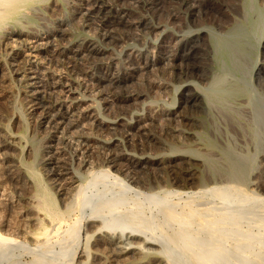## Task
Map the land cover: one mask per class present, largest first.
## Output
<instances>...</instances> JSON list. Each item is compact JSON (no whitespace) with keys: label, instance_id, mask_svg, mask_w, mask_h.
Wrapping results in <instances>:
<instances>
[{"label":"rangeland","instance_id":"374dc122","mask_svg":"<svg viewBox=\"0 0 264 264\" xmlns=\"http://www.w3.org/2000/svg\"><path fill=\"white\" fill-rule=\"evenodd\" d=\"M88 1L46 0L35 3L33 7L23 10L17 17L20 23L6 24L7 26L0 28V228L20 241L19 243L0 242V264H67L71 258L79 259L77 260L79 264H157L159 259L166 261L167 254L170 256L172 254L170 261L173 264H264V200H260L264 199V163L262 164L264 148L263 154L262 150H259L257 156L253 155V163L244 175L243 184L239 183V177H237L239 174H234L236 179L231 178L228 169L226 170L229 161L234 160L239 163V153H243L240 150L242 143L239 141V121H237L239 116L236 124L223 114L221 115L215 108L211 109L215 110L214 112L207 110L200 113L195 111L197 109L191 104V107L184 106L181 102L182 93L198 92L196 85L193 83L191 85V82L181 83V79H175V75L180 73V67L170 68L166 61L156 62L155 60L161 55H167L168 50L175 49L183 36L196 39V42L202 46V51L220 42L242 48L243 54L251 59L248 71L251 72L248 73V77L252 73V84L261 95L257 96L256 100L264 107V97H262L264 89L262 78H259L258 74L259 69L264 66V27H262L264 0H215L212 3L217 5L214 6L219 8L220 12L212 16L199 12L194 16H188L176 12L171 4H168L167 8H164L166 11L162 14L163 16L157 15V18L153 12H144L134 6V0H127L128 3L125 2L124 5L119 6L112 3L111 10L121 12L120 16L123 19L137 22L143 18L148 23L155 24V28L146 34L140 28L133 27L132 31L135 35L144 37L145 45H138L129 40H119L123 32L116 29L112 31L118 39L108 41L102 38L101 30L96 23L84 22L83 18L78 17L77 11H84ZM233 10L239 11V19L246 22L248 29L234 26L237 16ZM171 13H177L176 18L171 19ZM58 14L67 16L68 20L61 24L55 22ZM247 15H252L253 21L248 20ZM224 21L228 23L225 25ZM54 29H61L66 34L65 37L58 35L59 33L54 32ZM13 30L35 32L40 35L44 31H49L57 37L52 36L47 39L46 34L45 36L42 34L43 39L35 38L33 34L14 36L11 34ZM213 32H222L223 36L216 37ZM81 44L98 47L103 52L97 55L91 54L94 55V59L106 65L111 64L118 72L119 70L127 72L131 75L126 83L130 89L137 88L142 92L141 94H145L128 102L123 109L108 102L109 82L84 73L87 70L84 65H91H87L90 56H87L88 53L69 60L60 58L56 54L57 49L71 48ZM167 44L169 48L165 47ZM35 45H38L40 49L33 48ZM140 54L145 56L140 66L142 69L139 68L140 70L132 73L123 61L129 55ZM77 62L85 71H72V65ZM147 62H151V65L150 63L147 65ZM200 68L201 64L198 69ZM94 73L102 76L101 73L95 71ZM30 77L33 79H29ZM103 78L106 77L103 76ZM34 82H38L37 85L30 86V83ZM55 82L57 85L54 84ZM247 85L249 86L248 83ZM54 86L56 88H53ZM36 92L38 93L35 94ZM41 96L43 100H40ZM48 101H59L61 106H64H58L54 111L49 110L46 109ZM170 103L173 106L170 107ZM232 107L237 109L239 115V106ZM165 109H170L169 112L173 115L171 120H167L168 122L161 121L158 113ZM193 111L198 114L195 115ZM58 113L62 115L59 117L62 123L55 133L48 126L52 116ZM148 114L155 117V120L149 122L147 118L144 119L148 124L140 127L142 129L138 133L135 130L131 131L137 135L134 133L135 135L128 136L124 131L127 130L128 125L141 116H149ZM199 114L206 117L208 123L206 129L200 124L196 126L199 123L196 120ZM225 117L229 121H226ZM230 121L232 125H235L236 130H232L234 127L231 126ZM164 123L167 126H164ZM189 125H191L190 128ZM182 128L184 131L181 130ZM81 135L91 136V138L87 140L79 138L89 144L87 148L79 152L74 142L77 141V136ZM151 135H154L155 139ZM103 141L110 142L107 147L108 155L115 157L117 167H109L108 163H105L107 152L105 153L106 147ZM141 154L159 157V159L161 157V159L158 163L155 160H149L150 162H147L144 168L139 167L133 170L129 160L131 158L134 160L133 157ZM85 156L95 160L93 161L96 166L95 171L108 169L109 175L107 177L100 175L99 179H96L98 182L92 185L93 189L89 188L90 192L88 190L90 193L88 195L95 193L91 204L86 205L84 200L80 207L75 206L74 203L71 205L74 201L72 197L76 186L80 182L75 184L71 182L74 180V175L79 172L83 174L81 179L83 184L90 181L91 174L85 170L87 167L84 169L79 165L81 158ZM98 159L101 161L98 162ZM134 175L135 180L130 177ZM189 176L192 179H188ZM117 178L119 181L116 180ZM37 182L42 186L45 185V188L49 190L59 209L65 213V221L60 225L57 222L48 224L49 228L51 227L48 230V236L41 237L35 242L29 237L30 231L36 228L33 219L36 216L43 218V214L37 209L36 190L39 184ZM199 182H203L207 188L214 185L218 188V185H221L222 189L219 187L220 190L217 192H208L205 189L207 194L202 192L190 195V192L195 191L190 186ZM180 183L187 184L188 187L181 189L178 186ZM150 186L154 188L151 191L147 188ZM161 186L164 188L162 189ZM131 188H135L138 192L140 190V195L154 192L163 195L167 190L172 192L170 196L168 195L169 203L170 200L172 203L169 205L167 202L160 207V203L153 202V204L152 201L145 200L143 195L139 196V193ZM93 211L104 214L106 223L112 227V230L104 229L98 235L100 237L91 236L86 241L84 228ZM77 217L82 218V221L76 225L74 222ZM74 228L75 233H70ZM130 235L133 237L131 242L135 238V242H140L139 248H134L133 251L122 253L116 246L114 248L117 251L113 247L111 249L109 245L95 242L97 239H103L101 241L105 242L125 240ZM150 239L152 242L153 239L156 242V239L160 241L157 243L154 241L155 245L143 246L142 242L151 241ZM85 245L88 256L80 257ZM65 246L66 254L59 255L60 252L63 253ZM135 246L137 245L133 247ZM96 247L103 250L104 258L93 256V250ZM151 247L152 249L149 250L148 248ZM109 253L112 256L109 257Z\"/></svg>","mask_w":264,"mask_h":264},{"label":"bare ground","instance_id":"6f19581e","mask_svg":"<svg viewBox=\"0 0 264 264\" xmlns=\"http://www.w3.org/2000/svg\"><path fill=\"white\" fill-rule=\"evenodd\" d=\"M43 1L46 0H0V28L3 26H5L6 24H15V22L20 23L17 20V17L20 15V13L25 10L28 9L29 7H31L33 4L35 3H41ZM129 1V0H128ZM131 1V0H130ZM212 1L214 2L215 0H134L133 1V5L136 6L138 9L144 11V12H153L154 14H156V18L158 17L157 15H162L163 13H165L164 11H166L165 9L167 8L166 6H168V4H171L172 9L176 10V12H180L183 14H186L188 16H194L195 13H200L203 15H215L216 13L220 12L217 9V5L213 4ZM125 2H127V0H108V2H106V0H89L87 3V7L84 8V11H77L78 17L79 18H83L84 22H90V23H96V25L99 26L101 32V37L104 39H107L108 41L111 40H116L118 38H116L115 34L113 33L112 29H116V30H120L122 34V38H119V40L121 39L122 41H134L136 42L138 45H145V39L144 37L135 35L133 33V27H138L140 28V30L143 33H150L151 30H153L155 28V24L154 23H148L147 21H145L143 18L139 19L137 22H130L127 19H123L120 16L121 12H115L113 10H111V4H117L119 5H124ZM110 3V4H109ZM128 3V2H127ZM126 3V5H127ZM131 3V2H130ZM60 4V3H59ZM47 5V4H45ZM57 5V4H56ZM130 5V4H129ZM216 5V6H214ZM43 6V5H42ZM54 6V5H53ZM111 6V7H110ZM33 7V6H32ZM82 7V6H81ZM133 7V6H132ZM56 8V6H55ZM58 8V7H57ZM78 8V7H77ZM76 8V9H77ZM135 8V7H134ZM165 8V9H164ZM32 9V8H31ZM34 9V8H33ZM46 9V6H45ZM232 9V8H231ZM39 10V9H38ZM79 10V9H78ZM236 10V9H235ZM235 10L234 13H236V22L234 26H242L244 29H248V26L246 25V22L244 20L240 21L241 19H239V11L236 12ZM28 11V10H27ZM31 11V10H30ZM40 11V10H39ZM56 11V10H55ZM134 11V10H133ZM132 11V12H133ZM29 12V11H28ZM26 12V13H28ZM37 12V11H36ZM57 12V11H56ZM55 12V13H56ZM125 12V11H124ZM123 12V13H124ZM162 12V13H161ZM122 13V14H123ZM38 14V13H37ZM145 14V13H144ZM176 14L177 13H171V19L176 18ZM251 14V13H250ZM36 15V13H35ZM41 15V14H39ZM37 15V16H39ZM59 16L56 18L57 23L61 24L66 22V20H68V17H64V15L62 16V14H58ZM75 15V14H74ZM36 16V17H37ZM50 16V15H49ZM123 16V15H122ZM163 16V15H162ZM54 17V15H53ZM229 17V16H228ZM227 17V18H228ZM76 18V17H74ZM138 18V17H137ZM217 18V17H216ZM226 18V17H225ZM45 19V18H44ZM224 18H222L223 20ZM247 19L253 21L252 15L249 16L247 15ZM81 20V19H80ZM48 22V20H46ZM159 21H163L160 20ZM158 21V22H159ZM216 21V20H215ZM221 21V19H220ZM226 21V20H225ZM224 21V23H225ZM23 22V21H22ZM219 22V21H218ZM217 22V25H218ZM223 23V21H221ZM220 22V23H221ZM28 23V22H27ZM216 23V22H215ZM221 23V24H222ZM228 23V22H226ZM225 23V25H226ZM253 23V22H252ZM85 24V23H84ZM88 24V23H87ZM158 25V24H157ZM220 25V24H219ZM258 25V24H257ZM7 26V25H6ZM12 26V25H11ZM22 26V25H21ZM25 27V26H24ZM30 27V26H29ZM184 27V26H183ZM189 27V26H188ZM223 27V26H222ZM250 27V26H249ZM262 27H264V25H262ZM261 27V28H262ZM34 28V27H33ZM61 28V27H60ZM214 28V27H213ZM217 28V27H216ZM221 28V27H220ZM32 29V28H31ZM53 30V29H52ZM221 30H224V28ZM264 30V29H263ZM262 30V31H263ZM52 32V31H51ZM54 32H58L60 36H64L65 37V33L61 30V29H54ZM64 33V35H63ZM226 33V32H225ZM239 33V31H238ZM250 33V32H249ZM11 34H13L14 36H22L24 34H33L35 36V38H40L43 39L42 36L46 34V38H51L52 36H56L57 35H52L49 31H44L41 35L38 33H31V32H24V30H13L11 31ZM213 34H215L216 37H221L222 32H213ZM4 35V34H3ZM2 36V35H1ZM8 36V35H7ZM33 37V36H32ZM100 37V38H101ZM5 38V37H4ZM61 38V37H59ZM39 40V39H38ZM180 41L176 44V48L172 49V50H168L167 55L163 56H159L157 57L155 60L156 62H163L162 60L166 61L168 65H170V68H177L180 67V73L178 75H175V79H181V83H185V82H191L195 84L194 86L197 87V91L198 92H186L188 94H183L182 93V98H181V102L184 106H189L190 104L192 105V107H195L197 110V112L200 113H204L205 111L209 110V111H215V110H211L212 108H215L217 110H219V112L221 113V115L223 114L224 116H226L228 119H231V121H234L237 124V121H239V141L242 143V145H240L242 147L241 152H243L242 154L239 153V163L231 160L229 161L230 163L228 164V168H226V170L228 169L229 172V176L231 178H237L239 177V183H244L245 180H243L245 177V173L246 171H248L249 166L252 165V160H253V155H256L257 152L259 150H262V154H263V148H264V107L261 106L259 104V102L256 100L257 96L260 95L259 91L253 86L252 84V80H251V75L250 77H248V72L250 65H251V59L248 58V55L246 56V54H243V49L242 48H236V47H232L231 44H225L220 42L219 44H216L215 46H210L209 49L206 48L203 51L201 50V45H199L196 42V39L193 40L187 36H183L181 39H179ZM49 41V40H48ZM172 41V39H171ZM177 41V40H175ZM74 42V41H73ZM174 42V41H173ZM171 44V43H170ZM74 45V44H73ZM169 44H167V46H165L166 48H169L170 46H168ZM70 46V45H69ZM161 46V45H160ZM205 46V45H204ZM203 46V47H204ZM149 47V46H148ZM164 47V46H163ZM206 47V46H205ZM33 48L35 49H40L38 48V45H35ZM160 48V47H159ZM215 51V52H214ZM100 49L96 46H93L91 44H81V45H76L74 47L71 48H64V49H57L56 50V54L60 56V58H68L69 59H75L77 56L82 55L83 53H88L87 56H89V61L88 60V64H91L89 66H85L86 72L84 73H88L90 74V76L94 77V78H99L102 81H108L110 84V88H109V92H108V102H110L111 104H114L115 107H122L121 109H123V107H125L127 105L128 102H130L131 100H135L138 98V96H142L144 94H141L142 92H140L139 90L136 89H130V87L126 84L128 78L131 75H128L127 72H125L124 70H119L116 71L111 64L110 65H106L100 61H97L96 59H94L95 57H93L94 55L91 54H101ZM144 55L140 54L137 56H133V55H129L127 56V58L124 59L123 63L124 65L127 66V68L132 70L133 72H137L138 70L142 69L140 66L142 64V61L144 59ZM97 58V57H96ZM147 58V57H146ZM63 59H61V61H64ZM100 59V58H98ZM60 60V59H58ZM150 63V64H149ZM254 63V62H253ZM68 64V63H67ZM151 65V62H147V65ZM201 64V68L198 69L199 65ZM264 64V63H263ZM113 65V64H112ZM82 65L79 64L78 62L72 65V71L78 72V71H85L82 67ZM87 67V68H86ZM147 67V66H146ZM71 68V67H70ZM140 68V69H139ZM2 69V68H1ZM70 70V69H69ZM101 73L102 76H97L96 73ZM79 72V73H80ZM172 72V71H171ZM170 72V73H171ZM71 73V72H70ZM168 73V72H167ZM174 73V72H172ZM176 74V73H175ZM259 78H262V87L264 89V66L261 67V69H259ZM76 75V74H74ZM165 75V74H164ZM174 75V74H173ZM38 76V75H37ZM104 77H106L105 79L108 78V80H105ZM29 77V76H28ZM159 77V76H158ZM40 78V77H39ZM38 78V79H39ZM29 79H33L32 77H30ZM161 79V78H160ZM165 79V78H164ZM168 79V78H167ZM171 79V78H169ZM183 79V80H182ZM43 80V79H42ZM41 80V81H42ZM166 80V79H165ZM60 81V80H59ZM161 81V80H160ZM179 81V80H178ZM73 82V81H72ZM165 82V81H164ZM169 82V81H168ZM38 82H34L33 84L30 83V86L35 87L37 85ZM41 83V82H40ZM39 83V84H40ZM247 83L249 84V86L247 85ZM55 85H57V83H54ZM64 84V83H63ZM178 84V82H177ZM187 84V83H186ZM185 84V85H186ZM61 85V84H60ZM66 85V83H65ZM71 85V84H70ZM161 85V84H160ZM163 88H164V83H162ZM167 85V84H166ZM165 85V86H166ZM190 85V86H191ZM68 86V85H67ZM73 86V84H72ZM183 86V84H182ZM187 86V87H190ZM58 87V86H57ZM144 87V86H143ZM171 87V86H170ZM53 88H56L55 86ZM65 88V87H64ZM74 88V87H72ZM180 88V87H179ZM192 89V88H191ZM166 90V89H165ZM189 90V89H188ZM193 90V89H192ZM196 90V89H195ZM68 91V90H67ZM175 91V90H174ZM186 91V90H185ZM177 92V91H176ZM38 92H36L35 94H37ZM181 94V93H180ZM179 94V95H180ZM261 96V95H260ZM264 97V96H262ZM175 98V97H174ZM180 98V97H179ZM40 100H43V96L40 97ZM176 100V99H175ZM179 100V99H178ZM165 101V100H164ZM48 105H46V109L49 110H56L58 106L63 107L64 105L61 106V102H57V101H48L47 102ZM177 104V103H176ZM76 105V104H75ZM78 105V104H77ZM167 105V103H166ZM170 107L172 105V103L169 104ZM190 105V107H191ZM233 105H237L239 106V115H238V111L235 107H232ZM162 106V105H161ZM173 106V105H172ZM182 106V107H184ZM156 107V106H155ZM163 108V107H162ZM79 109V108H78ZM156 109V108H154ZM153 109V110H154ZM160 109V108H159ZM185 109V108H184ZM187 109V108H186ZM190 109V108H189ZM173 110V109H172ZM152 111V109H151ZM169 111H171L170 109H165V110H161V112H158L159 115L161 116V121L165 122V121H169L171 120V116H173ZM192 111V110H190ZM173 112V111H172ZM175 112V111H174ZM179 112V111H178ZM177 112V113H178ZM151 113V112H150ZM154 113V112H153ZM183 113V112H182ZM191 113V112H190ZM192 113L195 114V112L193 111ZM216 113V112H215ZM64 114V113H63ZM152 114V113H151ZM156 114V112H155ZM198 114V113H196ZM195 114V115H196ZM217 114V113H216ZM149 115V114H148ZM153 115V114H152ZM193 115V114H192ZM61 113H58L57 115H53L51 122L49 124V128L50 130H52L53 132H57L59 130V125L62 123L59 119V117H61ZM158 116V115H157ZM177 116V115H176ZM182 117V115H180ZM184 116V115H183ZM187 116V115H186ZM184 116V117H186ZM191 116V115H190ZM219 116V115H218ZM239 116V120H237V117ZM84 117V116H83ZM180 117V118H181ZM225 117V118H226ZM82 118V117H81ZM148 119V121H152L155 120V117L153 116H145V117H140L137 118L136 121L134 123H130L128 125V128H126L127 130H124L127 135H135L136 131L137 133L139 132L140 127H145L148 123H145L146 121H144V119ZM173 118V117H172ZM179 118V116H178ZM183 118V117H182ZM226 118V119H227ZM174 119V118H173ZM172 119V122H174V120ZM219 119V118H218ZM220 119L224 120L223 117ZM219 119V120H220ZM226 121H229V120ZM159 120V119H158ZM188 120V119H187ZM196 120L199 122L196 126H200L204 129H206L207 127V121H206V117L204 115H198L196 117ZM221 120V121H222ZM237 120V121H236ZM122 121V120H121ZM160 121V120H159ZM167 121V122H168ZM176 121V120H175ZM183 121V120H182ZM196 121V122H197ZM210 122V120H208ZM230 121V123H231ZM74 122V121H73ZM192 122V121H191ZM194 122V121H193ZM225 122V121H224ZM103 123V122H102ZM184 123V122H183ZM186 123H188V121H186ZM228 123V122H226ZM106 124V123H105ZM170 124V123H169ZM211 124V123H210ZM102 125V124H101ZM164 126L166 125L165 123L163 124ZM126 126V125H125ZM167 126V125H166ZM184 126V125H183ZM187 126V125H186ZM191 125H189L190 128ZM228 126H230L228 124ZM231 126H233L234 128H232ZM231 128L234 131L235 125H232L231 123ZM98 127V126H97ZM193 127V126H192ZM125 128V127H124ZM177 128V127H175ZM187 128V129H189ZM197 128V127H196ZM210 128V127H209ZM162 129V127H161ZM135 130V134L131 133V131ZM156 130V128H155ZM160 130V129H159ZM183 130V128L181 129ZM193 130V128H192ZM202 130V129H201ZM209 130V129H208ZM180 132V130H178ZM177 131V132H178ZM184 131V130H183ZM191 131V130H190ZM232 131V132H233ZM238 131V130H237ZM124 132V133H125ZM164 132V131H162ZM172 132V130H171ZM176 132V131H175ZM202 132V131H200ZM182 133V132H181ZM188 133V132H187ZM198 134V132H196ZM205 133V132H204ZM63 134V133H62ZM174 134V133H173ZM183 134V133H182ZM196 134V135H197ZM202 134V133H201ZM236 134H238L236 132ZM137 135V134H136ZM143 135V134H142ZM171 135V134H170ZM188 135V134H187ZM191 135V134H190ZM189 135V136H190ZM212 135V134H211ZM157 136H159L157 134ZM156 136V137H157ZM168 136V134H167ZM184 136V135H183ZM151 137H153V139H155L154 135H151ZM160 137V136H159ZM165 137V136H164ZM188 137V136H187ZM77 141H75V145L79 148V152L83 149V148H87L88 147V143L87 141H81L79 138H85L86 140L91 138V136L86 137V135H81V136H77ZM94 139V138H93ZM167 139V138H166ZM170 139V138H169ZM150 140V139H149ZM109 141V140H108ZM104 144V146L106 147L105 149V153L107 152V158L105 160V163H108L109 167H117V163H116V159L115 157L113 158L111 155L109 156V148L108 145L110 144V142L107 141H103L102 142ZM162 144V143H161ZM102 146V145H101ZM110 147V146H109ZM162 147V146H161ZM102 148V147H101ZM262 148V149H260ZM104 149V148H103ZM212 150V149H211ZM206 153V152H205ZM214 153V152H213ZM212 153V154H213ZM144 154V153H143ZM146 154V153H145ZM209 154V153H208ZM98 155V154H97ZM102 155V154H101ZM127 155V154H126ZM142 155V154H141ZM136 156L133 157L134 160H129L132 164L131 168H133V170L139 168V167H145V164L147 162H150L149 160H155L158 162H160L159 159V155L157 156L158 158H154V157H150L149 155L145 156ZM181 155V154H180ZM264 155V154H263ZM88 156V155H87ZM87 156L81 158L80 160V167L84 168L87 167L85 170L91 174V177L89 178L90 181L88 180V182H86L85 184H83V182H81L83 174L78 173L77 171V175H74V180H72L71 183L75 184L80 182L77 186H76V191L73 194V202L71 205L75 206H80L82 207V203L84 200L85 204H91V199H93L95 193L92 195H88L90 193H88L89 188L93 189L94 183H97L98 181H96V179L100 177V175L102 176H108L109 175V170L105 169L106 171H95V165L93 164V161L95 160H91L90 157L86 158ZM156 156V155H155ZM231 156V155H230ZM257 156V155H256ZM96 157V156H95ZM176 157V156H175ZM184 157V156H183ZM232 157V156H231ZM234 157V156H233ZM94 157H92L93 159ZM97 158V157H96ZM103 158V156H102ZM178 158V157H177ZM188 158V157H187ZM262 158V157H261ZM260 158V159H261ZM129 159V158H128ZM175 159V158H174ZM184 159V158H183ZM236 160V159H235ZM101 161V160H100ZM98 159V162H100ZM189 161V159H188ZM97 162V161H96ZM183 162V161H182ZM185 162V159H184ZM262 162V161H261ZM102 163V162H101ZM186 163V162H185ZM195 163V162H194ZM264 162H262L263 164ZM99 164V163H98ZM97 165V164H96ZM102 165V164H101ZM100 165V166H101ZM105 165V164H104ZM148 165V164H147ZM106 166V165H105ZM103 167V166H102ZM101 167V168H102ZM166 167V166H165ZM189 169V168H188ZM103 170V169H102ZM186 170V168H185ZM215 170V169H213ZM132 171V170H131ZM72 172V171H71ZM135 172V171H134ZM216 172V171H215ZM239 172V173H238ZM33 173V172H31ZM59 173V172H58ZM83 173V172H82ZM111 173V171H110ZM188 173V172H187ZM198 173V172H197ZM237 173V177H235ZM190 174V173H189ZM199 174V173H198ZM221 174V173H220ZM228 174V173H227ZM34 175V174H33ZM89 176V175H88ZM112 176V175H111ZM116 176V175H115ZM222 176V175H221ZM220 176V177H221ZM228 176V177H229ZM117 177V176H116ZM131 179L135 180V175L134 176H130ZM129 177V178H130ZM135 177V178H134ZM173 177V176H172ZM184 177V176H183ZM261 177V175H260ZM35 178V177H34ZM38 177H36L37 179ZM35 179V180H36ZM102 179V178H101ZM177 179V178H176ZM188 179H192L191 176L188 177ZM205 179V178H204ZM208 179V178H207ZM104 180V179H102ZM100 180V181H102ZM117 181L121 180V178L119 177L116 179ZM160 180V179H159ZM37 181H39V179H37ZM96 181V182H95ZM116 181V182H117ZM238 181V180H237ZM122 182V181H120ZM125 182V181H124ZM123 182V183H124ZM178 182V181H177ZM218 182V181H217ZM256 182V181H254ZM39 183V182H37ZM119 183V182H117ZM179 183V182H178ZM177 183V184H178ZM193 183V182H192ZM191 183V184H192ZM210 183V182H207ZM215 183V182H214ZM257 183V182H256ZM116 184V183H115ZM128 184V183H127ZM190 184V185H191ZM221 184V183H220ZM258 184V183H257ZM122 185V184H121ZM137 185V184H136ZM189 185V186H190ZM214 185V184H213ZM92 186V187H91ZM116 186H118V184H116ZM120 186V185H119ZM129 187V184L127 185ZM173 186V185H172ZM176 186V185H175ZM178 186L182 188H187L188 185L187 184H179ZM215 186V185H214ZM208 187L207 185H205L203 182H199V183H194L192 184L190 187L195 189V191L190 192L191 194H200V193H206L207 191H205V189L209 191H213V192H217L218 190H220V186L218 185L215 187ZM258 186V185H257ZM260 186V185H259ZM139 187V185H138ZM159 187V185H158ZM170 187V185H169ZM179 187V188H180ZM189 187V188H190ZM220 187V188H219ZM125 188V187H123ZM150 191L151 189L153 190V187H147ZM156 188V187H155ZM161 188L163 189L164 187L161 186ZM167 188V187H165ZM176 188V187H175ZM178 188V187H177ZM188 188V189H189ZM210 188V189H209ZM91 189V190H92ZM135 189V188H131ZM222 189V188H221ZM106 190V188H105ZM130 190V191H131ZM125 191H128L125 189ZM135 191H137L135 189ZM134 191V193H135ZM150 191H146V192H150ZM171 191V190H170ZM36 194L38 197V202H37V209L39 212H41L43 214V218L36 216V218L33 219L34 225H36V228L31 230L30 233L31 235L29 236L30 238H32L31 240L37 242L41 237H47L48 233L50 230L48 224H54L57 222V224H62L65 221V213L63 211H61L59 209V207L56 204L55 199L53 198V196L51 195V193L49 192V190H47L45 188V185L42 186L41 183L38 184L37 186V190H36ZM90 192V190H89ZM207 192V193H208ZM211 192V193H213ZM92 193V191H91ZM137 193H139V196L144 197L145 200H149L150 202L152 201L159 204L160 207H163L164 204L166 205V203H169L168 200V195L172 194V192H169L166 190V192H164L163 195H160L158 193H144L140 195V190L139 192L137 191ZM136 193V194H137ZM174 193L177 194V192L174 191ZM187 193V192H185ZM183 193V194H185ZM206 193V194H207ZM219 193V192H218ZM210 194V193H209ZM138 195V194H137ZM182 195V194H181ZM180 195V196H181ZM186 195V194H185ZM189 195V194H187ZM205 195V194H204ZM136 196V195H135ZM170 196V195H169ZM174 196V195H173ZM177 196V195H176ZM200 196V195H199ZM202 196V195H201ZM99 197V196H96ZM95 197V198H96ZM138 197V196H136ZM189 197V196H188ZM141 198V197H139ZM138 198V199H139ZM170 199V198H169ZM95 200V199H94ZM260 200H264L263 198H261ZM172 203V200H170ZM95 203V202H94ZM169 203V205H170ZM154 204V203H153ZM156 204V205H157ZM162 204V206H161ZM158 205V206H159ZM92 206V205H91ZM168 206V205H167ZM87 209V208H86ZM171 209V208H168ZM81 212V211H80ZM86 212V211H85ZM37 213V212H36ZM38 214V213H37ZM39 215V214H38ZM81 215V214H80ZM88 215V214H87ZM90 215V214H89ZM1 217V216H0ZM83 217V216H82ZM82 218L78 219V217L76 218V221L74 222V224L77 225V223H80V221ZM88 219V218H86ZM85 221V220H84ZM88 222L86 228L85 229V233H86V241H88L89 237L91 238V236H98L104 229H111L112 227H109V225L106 223V216L102 213H99L98 211H93L91 212V215L89 216V219L86 221ZM85 222V223H86ZM1 227V226H0ZM11 227V226H10ZM78 227V226H77ZM6 228V227H5ZM122 231L124 230V226L121 228ZM5 230V229H4ZM12 230V228H11ZM12 232V231H11ZM29 232V231H28ZM75 233V228L72 230V233ZM105 232V231H104ZM27 233V232H26ZM69 233V232H68ZM11 233H7V232H3V229L0 228V242L2 243H6V242H17L19 243L20 241H18L16 238H14L13 236L9 235ZM16 234V233H15ZM29 234V233H28ZM136 235V234H135ZM134 235V236H135ZM27 236V235H26ZM73 236V235H72ZM109 236V235H108ZM114 237V235H112ZM100 237V236H98ZM110 237V236H109ZM116 237V236H115ZM160 237V236H159ZM26 238V237H25ZM122 238V237H121ZM132 235L127 236L125 240H111L108 242L105 241H101L98 240L95 241L97 243H101L104 245H109L111 246L110 248L112 249V247L114 248L116 246V248L121 249L122 253L123 252H127V251H131L134 248H139L140 242H135V239L131 242L130 240L132 239ZM161 238V237H160ZM47 239V238H46ZM49 239V237H48ZM96 239V238H95ZM116 239V238H115ZM25 240V239H24ZM27 240V239H26ZM107 240V239H106ZM138 240V239H137ZM151 240V239H150ZM157 242H159L160 240L156 239ZM32 241V242H33ZM42 241V240H41ZM46 241V240H45ZM141 241V240H140ZM155 239H153L151 241L148 240H144L143 246L144 245H155L156 243L154 242ZM49 242V241H48ZM66 242V241H65ZM162 242V241H161ZM25 243V242H24ZM47 243V242H46ZM97 243H95L96 245H98ZM12 244V243H10ZM42 244V243H41ZM45 244V243H44ZM87 244V243H86ZM133 244V245H132ZM160 244V243H159ZM23 245V244H22ZM47 244H45L46 246ZM64 245V244H63ZM103 245V247H104ZM134 245H137L135 247H133ZM6 246V245H5ZM31 246V245H30ZM38 246V245H37ZM43 246V245H42ZM48 246V245H47ZM86 246V245H85ZM99 246V245H98ZM102 246V245H101ZM100 246V247H101ZM146 246V247H147ZM158 246V244H157ZM25 247V246H24ZM64 247V246H63ZM94 247V246H93ZM92 247V248H93ZM100 247H96L95 250H93V256H96L95 258H100L103 256V250L100 249ZM101 247V248H103ZM62 248V247H61ZM68 248V247H67ZM87 246L84 247L81 250V256L78 255V258L83 257L84 255H86V251H88ZM109 248V247H108ZM1 249V248H0ZM4 249V247H3ZM12 249V248H11ZM52 249V247L50 248ZM64 249V248H62ZM70 249V248H69ZM115 249V248H114ZM141 249V246H140ZM149 250L152 249L148 248ZM155 249V248H154ZM8 250V249H6ZM106 250V249H105ZM104 250V251H105ZM109 250V249H108ZM116 250V249H115ZM4 251V250H3ZM49 251V249H48ZM107 251V250H106ZM117 251V250H116ZM133 251V250H132ZM137 251V250H135ZM142 252V249L140 250ZM91 252V251H90ZM111 252V251H110ZM114 252V251H112ZM111 252V253H112ZM8 253V252H7ZM129 253V252H128ZM163 253V252H161ZM172 253V252H171ZM53 254V253H52ZM66 254V246H65V250H63V253H59V255L64 256ZM110 254V253H109ZM160 254V253H159ZM167 254V253H164ZM7 255V254H5ZM12 255V254H11ZM92 255V254H91ZM122 255V254H121ZM133 255V254H132ZM74 256V255H73ZM80 256V257H79ZM88 256V255H86ZM90 256V254H89ZM112 256L111 254L109 255V257ZM128 256V254H127ZM172 256V254H171ZM171 256L169 254H167V256L165 257L166 261H163L161 259H159L157 261V264H173L170 259ZM76 257V256H75ZM87 258V257H86ZM104 258V257H102ZM121 258H125V257H121ZM94 259V257H93ZM112 259H114L112 257ZM116 259V258H115ZM151 259V258H150ZM79 260V259H77ZM75 258H71L70 261L67 262V264H79L80 262H78ZM89 260V259H88ZM95 260V259H94ZM99 260V259H98ZM96 260V261H98ZM101 260V259H100ZM104 260V259H103ZM102 260V261H103ZM105 261V260H104ZM117 261V260H116ZM100 262V261H99ZM109 262V261H108ZM142 262V261H140ZM96 263V262H95ZM114 263V262H113ZM60 264V263H59ZM82 264V263H81ZM100 264V263H97ZM106 264V263H105ZM154 264V263H153Z\"/></svg>","mask_w":264,"mask_h":264}]
</instances>
